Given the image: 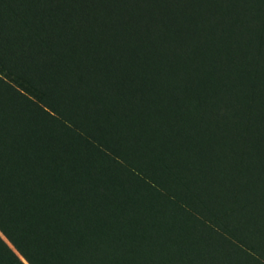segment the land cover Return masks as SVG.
I'll return each mask as SVG.
<instances>
[{"label":"trees","instance_id":"trees-1","mask_svg":"<svg viewBox=\"0 0 264 264\" xmlns=\"http://www.w3.org/2000/svg\"><path fill=\"white\" fill-rule=\"evenodd\" d=\"M89 149L132 175L106 184ZM136 181L205 217L231 253L207 238L205 264H250L234 255L261 248L252 234L264 245V0H0L3 234L30 263L59 264L74 202L106 217ZM147 196L134 243L158 233L168 251Z\"/></svg>","mask_w":264,"mask_h":264},{"label":"rangeland","instance_id":"rangeland-1","mask_svg":"<svg viewBox=\"0 0 264 264\" xmlns=\"http://www.w3.org/2000/svg\"><path fill=\"white\" fill-rule=\"evenodd\" d=\"M233 57L232 51H228L227 58L225 54L227 60H232ZM182 102L179 101L178 103L183 104ZM185 112L187 111H179L176 114H184ZM87 154L90 156V162L95 165V168L97 167L106 184L118 186L122 175L126 174L128 176V173L131 174L132 172L129 164L122 165V162H119L118 159L115 160L116 157L114 159L113 156L99 154L92 149L87 150ZM159 183L165 185V187L170 186L168 180L163 181L161 179ZM146 184L136 181L134 187L130 182L123 183V187L119 186L117 193L120 205L117 210L113 208L108 210L107 213L105 212L106 217H104V210L99 206H93L91 201L83 202L77 199L74 202L75 216L78 221L74 223L75 237L67 249H58L55 252L58 256L55 261L59 264H205L207 260L212 262V260H209L210 255L205 254L204 249L200 248L204 246L203 240L207 238L212 239L223 255L230 257L231 253L230 255L226 254L227 249L224 248L227 244L201 222V218H205L203 215L198 217V212L193 210L195 212L193 213L189 209L185 210L178 206L171 196L165 195L161 187L157 189L156 185L155 188L148 189ZM133 190L136 191L135 196L131 192ZM142 190L149 195L144 198V201L152 209L153 215L156 217L159 212H163L165 215L163 216L164 220H162L164 221L163 229L155 232H159L163 237H168V251H164L166 248L160 241L158 233H149L145 237L141 236L134 243L135 231L133 230L135 228L133 222L136 223L137 220L133 221V218H138V213L136 212L133 217H131V214L132 211L138 209L139 203L137 200ZM171 191L176 192V190ZM171 195L176 194L171 193ZM121 203H126L127 207L124 209ZM199 213L201 214V210H199ZM234 214V221H237V212H234ZM81 224H93L92 231L90 229V233L80 234L76 228L80 229L78 225ZM252 238V242H257L258 245H261V248L257 250L255 245L251 243L252 250L242 248L243 250L239 252L237 250L234 256L249 259L250 264H264L263 241H261V237H257L255 234H252ZM134 244L139 249H136ZM0 246V264H32L25 259L26 257L17 250L16 246L1 230ZM2 247L13 255L17 263L8 258ZM228 250L231 252L230 248Z\"/></svg>","mask_w":264,"mask_h":264}]
</instances>
